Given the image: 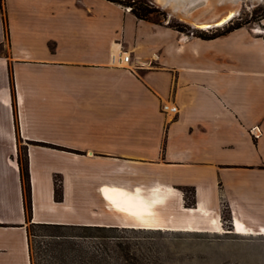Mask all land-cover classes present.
I'll use <instances>...</instances> for the list:
<instances>
[{
  "label": "crops",
  "instance_id": "1",
  "mask_svg": "<svg viewBox=\"0 0 264 264\" xmlns=\"http://www.w3.org/2000/svg\"><path fill=\"white\" fill-rule=\"evenodd\" d=\"M107 191L149 198L159 227L264 232L262 33L205 40L108 0H2L0 264H32L29 224L146 228Z\"/></svg>",
  "mask_w": 264,
  "mask_h": 264
},
{
  "label": "rangeland",
  "instance_id": "2",
  "mask_svg": "<svg viewBox=\"0 0 264 264\" xmlns=\"http://www.w3.org/2000/svg\"><path fill=\"white\" fill-rule=\"evenodd\" d=\"M128 1L151 4L156 11L148 15V19L173 26L187 35L210 34L236 23L264 35V30L258 27L264 18V0H237L239 13L233 21L209 32L191 29L175 17H169L170 6L161 7L155 0ZM172 2L194 10L206 0ZM20 155L23 159L22 148ZM186 197H190L187 191ZM147 202H151L149 198ZM110 210L123 219L140 221L131 214ZM155 210L151 206L149 215L143 219L147 222L146 228L142 229L30 227L32 264H264V235H237L230 224L222 223L221 227L218 221L213 222L209 231L193 226L159 227L153 224Z\"/></svg>",
  "mask_w": 264,
  "mask_h": 264
},
{
  "label": "bare ground",
  "instance_id": "3",
  "mask_svg": "<svg viewBox=\"0 0 264 264\" xmlns=\"http://www.w3.org/2000/svg\"><path fill=\"white\" fill-rule=\"evenodd\" d=\"M236 1L237 0H231V1L206 0V2L203 5H200L201 8L199 10L198 9L196 10L199 12L195 17V21L198 24L196 27L200 29H205L210 22L216 20L218 13H215L211 10L212 7L216 6V4H224V6L227 8H232V7L237 8L238 4H235ZM178 8L181 9L182 11L187 10L181 7ZM184 15L186 14L184 13ZM105 196L111 202V206L114 209H117L125 213L137 214L140 211H149L151 209V205L149 203H145L138 195L133 193L123 192V191H115V192L107 191ZM233 233L237 235H247V234L264 235L263 231L260 232L250 231L247 228L242 227L240 225H235L233 227Z\"/></svg>",
  "mask_w": 264,
  "mask_h": 264
},
{
  "label": "trees",
  "instance_id": "4",
  "mask_svg": "<svg viewBox=\"0 0 264 264\" xmlns=\"http://www.w3.org/2000/svg\"><path fill=\"white\" fill-rule=\"evenodd\" d=\"M110 2H114L116 4H119L124 7H130V12L138 19L142 20H147L148 15H150L152 12H155L156 9L148 3L145 2H139L136 3L135 1L130 2L128 0H108ZM0 11L2 12V0H0ZM173 28V26H170ZM243 27L242 24L236 23V24H231L228 25L227 27L223 28L222 30H216L210 34L208 33H202V34H197L194 35L196 37L209 40V39H214L219 36L225 35L233 30L239 29ZM185 28V27H184ZM180 31L179 29H176ZM19 171H20V178L22 182V189H23V196H24V205H25V214L26 218L29 220L30 219V213H31V203H30V186H29V174H28V167H27V162L26 159L23 157V159H20L19 161ZM61 192L59 188H55L54 191V200L59 202L61 201ZM30 227H59L56 225H45V224H29L27 227V232L29 236V228ZM91 228V227H88ZM117 229V228H115Z\"/></svg>",
  "mask_w": 264,
  "mask_h": 264
},
{
  "label": "water",
  "instance_id": "5",
  "mask_svg": "<svg viewBox=\"0 0 264 264\" xmlns=\"http://www.w3.org/2000/svg\"><path fill=\"white\" fill-rule=\"evenodd\" d=\"M155 1L161 7L170 6V9L168 10L169 17L171 16L175 17L180 22L189 26L191 29H197V30L206 31V32H209L211 30H215L227 24H230L239 13L238 8H233V7L227 8L224 6V4H216V6L212 7L211 9L213 12L218 13L216 20L213 22H210L206 26L205 29H200L196 27L198 24L195 21V17L199 13L196 10L197 9L199 10L201 6L192 11H189V10L182 11L181 9L178 8L179 5L176 6L175 3L172 2V0H155ZM184 13L186 15H184Z\"/></svg>",
  "mask_w": 264,
  "mask_h": 264
},
{
  "label": "built area",
  "instance_id": "6",
  "mask_svg": "<svg viewBox=\"0 0 264 264\" xmlns=\"http://www.w3.org/2000/svg\"><path fill=\"white\" fill-rule=\"evenodd\" d=\"M117 59L121 62V63H127L129 61V55H125V54H121L119 53V56L117 57ZM161 111L163 113H169L171 115V117L176 116L177 115V108L173 105L170 104H163L161 106Z\"/></svg>",
  "mask_w": 264,
  "mask_h": 264
}]
</instances>
